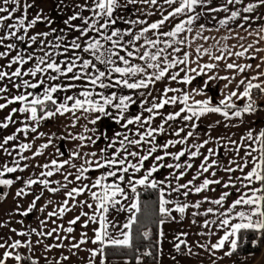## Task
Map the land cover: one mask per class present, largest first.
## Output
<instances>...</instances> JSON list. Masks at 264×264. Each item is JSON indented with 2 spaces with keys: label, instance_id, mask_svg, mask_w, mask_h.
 I'll return each instance as SVG.
<instances>
[{
  "label": "snow or ice",
  "instance_id": "snow-or-ice-1",
  "mask_svg": "<svg viewBox=\"0 0 264 264\" xmlns=\"http://www.w3.org/2000/svg\"><path fill=\"white\" fill-rule=\"evenodd\" d=\"M138 4L149 7L147 10L135 8V18L121 14L130 6ZM213 4L214 0H163L162 3L161 0H83V3L72 5L75 10L63 20L64 28L57 29L52 27L54 21L43 14V9L29 18V9L35 6L29 0H0V49H3L0 50V61L7 60L6 64H0V100L4 101L0 102V110L19 104V107H12L0 121V129H7L17 123L20 125L15 127L13 133L0 139V152L12 157L11 166L9 163L0 166V186L11 187L21 180L20 176L15 179L5 178V174L27 169L29 165H21L20 161L41 156L53 143L55 134L39 145L32 152V157L24 153L33 149V143L15 144L14 147L18 151L14 154L13 148L9 147L10 142L19 141L20 135L27 137L30 133L37 134L33 136V141L45 137L47 134L38 132V128L57 115L73 114L75 118L72 126L76 127L80 119L95 125L101 117H111L109 109H115L114 118L127 130L116 133V138L99 151H72L69 157L62 161L51 159L50 162L38 165L46 171H41L36 178L24 180V186L16 191L17 198L26 197L33 185H42L50 193H59L72 184L73 181L69 177H72L73 173L64 175L63 184L48 178L66 167L74 169V180L81 182L80 186L66 191L65 199L57 209L48 212L47 218L39 222L41 229H45L51 218L62 219L67 212L79 207L80 214L68 221L67 227L60 224L48 231L36 228L11 231L19 236L54 237L56 241H61L69 239L70 236H60L58 232L72 234L75 231L74 226L83 217L82 227L86 228L90 223L97 224L98 227L93 229V237H88L86 232L81 233L79 241L71 237L74 242L70 247L79 251L82 245L91 242L96 247L87 249L90 254L88 264H96V257H100L99 264H106L108 248L116 249L114 254L136 248L133 229L135 226L138 233L139 214L142 212L140 191L149 189L158 194V219L153 221L157 225V239L153 245L157 256L163 255V225L177 220L174 212L179 214L181 222L190 215L193 224L197 223L196 217H204L200 227L206 231L198 232L199 236L210 238L216 235L217 231H222L223 234L214 243L210 239L207 243L197 242L198 247L207 250L213 257L217 251L226 247L228 250L224 255L232 256L249 243V234H256L257 239L251 240L250 243L253 246L258 245L259 238H264V129L259 132L250 129L237 141L213 137L211 131L216 126L214 124L209 125L208 132L201 139L198 122L207 114H220L225 121H231L233 118L242 120L245 114L255 113L257 104L252 98V91L258 89L264 93V85L253 82L259 79V76L240 79L238 87L243 85V91L228 92L215 106H212L209 99L193 100L190 93L169 86L163 89L159 97H153L148 106L147 97H152L151 89L157 82L170 79L187 84L193 78L189 75L181 77V72L191 71L197 75L211 72L219 68L225 60V55H214L211 58L216 63H205L198 69L187 67L190 53L186 49L191 47L192 41L197 38L210 39L201 35L206 30L205 25L199 23L203 17L209 13L223 12L226 15L218 19L219 27H229L230 24L240 21L236 26L244 29L253 20L261 19L255 13L257 9L264 7V0H225L216 6ZM57 7L63 8L64 0H59ZM85 12L88 14L85 15ZM17 13L21 14L16 15ZM157 14L158 19H148ZM76 21L79 23H75ZM38 24H44L48 30L30 35V30ZM120 24L127 27L122 28ZM194 27L197 29L195 32ZM259 31H264V26H261ZM72 33L77 35L73 36ZM222 39L227 40L229 37L224 36ZM17 42L27 47L22 48ZM240 47V51L232 52L225 44L221 46V51L228 57H245L247 54L249 59H255V56L249 53L253 48L252 44ZM195 52L199 57L210 54L211 49L197 46ZM180 65L185 67H179ZM178 67V71H170ZM223 67L234 74L209 75L208 80L227 81L224 85L227 89L236 80L237 75L246 73L252 65L224 63ZM41 88L42 92L39 91ZM13 89L17 94H10ZM77 89L80 90L76 91ZM117 89L119 91H116ZM125 89L139 93L141 114L128 115L130 106L136 104L137 99L133 95L123 94ZM68 92L72 94L69 95ZM170 92L179 95L169 96ZM237 100H246V103L241 107ZM177 104L182 105L179 110L166 115L160 111L168 105ZM77 112L81 115L76 116ZM145 112L146 116L143 115ZM97 113L99 115L89 118ZM17 114H22L19 121L15 118ZM157 117L161 123L154 126ZM178 119L182 122L181 126L173 128L172 122ZM131 126H135V131ZM83 127L84 132L95 131L94 128L89 129L87 123ZM168 134L173 138L167 139L163 144L157 143L159 135ZM71 139L87 140L90 144H96V139L84 133L72 135ZM210 144L215 146L207 147ZM177 146H180L179 150L170 151ZM217 149L225 154L234 153L227 165L221 163ZM241 152L243 156L240 155ZM58 154L63 155L62 152ZM81 159L82 163H74ZM150 160L151 163L148 164ZM169 160L171 162H168ZM196 160L200 161L199 164H196ZM162 168L169 170L168 175L158 179ZM194 168L191 179L181 183ZM91 170H98L100 174L93 179ZM219 172H224L227 179L219 176ZM237 172L241 175H235ZM197 180L200 183L197 184ZM50 184L57 186L50 187ZM218 188L222 189L218 197L201 195V198L194 202L188 201L190 195L216 192ZM234 193L236 198L229 203V198ZM43 194L41 191L34 195L24 211L20 210L18 203L17 214L29 216L36 210L37 202ZM7 195L3 193V197L6 198ZM83 195H87L88 199H77ZM51 203V200L47 201L39 208V212L44 213ZM205 204L210 206L204 207ZM85 207L90 211H83ZM113 213L127 214L125 222L115 234L116 222L109 219ZM19 223L22 224L23 221ZM138 235H142L144 240H149L152 234L150 231H144ZM188 235L187 232H180L173 237V248L177 253L186 249L189 255L193 254L192 246L187 240ZM35 243L38 245L41 240ZM21 247L32 251L33 241L29 238L23 242L17 239L10 244L0 242V249H6L0 257V264H7L9 259H14L17 264H22L25 259H28L30 264H39L38 258L25 257L16 251ZM63 247L62 243L57 242L45 245V250ZM152 256L153 251L149 248L142 254H136L134 258L136 264H143L144 257ZM61 259L66 261L69 257L63 256ZM125 264L128 262L125 261Z\"/></svg>",
  "mask_w": 264,
  "mask_h": 264
},
{
  "label": "crops",
  "instance_id": "crops-1",
  "mask_svg": "<svg viewBox=\"0 0 264 264\" xmlns=\"http://www.w3.org/2000/svg\"><path fill=\"white\" fill-rule=\"evenodd\" d=\"M29 2L33 3L35 6L29 9V18L34 17L40 9H43V14L50 17L54 23L52 27H56L57 29L64 28L63 20L66 19L72 12L75 10L73 8L74 3H83V0H64V7H57L59 0H29ZM163 0H161V3ZM225 0H214L213 6L217 4L224 3ZM246 2H254V0H246ZM11 7V5H9ZM140 7L147 10L149 6L145 5H136L130 6L128 9L124 10L121 14L125 15L128 18H135L136 12L135 8ZM167 8V6H165ZM239 7V6H237ZM21 13H17L16 15H20ZM85 15L88 13L85 12ZM226 14L221 12L219 14L209 13L207 16L203 17L199 23L205 25V31L201 33L202 36H208L210 39H194L191 43V47H188L186 50L190 53V59L187 67L197 68L200 65L205 63H216L212 60V56L214 55H225V60L221 62V66L217 69L212 70L211 72L201 73L197 75L194 72H181L180 76L184 75L192 76V81L190 83H182L180 80L171 81L170 79H164L160 82H157L152 91V97H147L148 106H150L153 97H159L166 86L172 88H179L182 92H188L191 94L193 100H205L209 99L212 101V106L218 105L219 101L223 99V97L230 91H243V85L238 87V82L240 79H244L245 77L251 78L254 76H259V79L254 80V83H261L264 85V31H259L261 26H264V7H261L256 10L255 15L260 16L261 19L253 20L250 25H246L244 29L237 27L236 25L240 23L237 21L229 25V27H219L218 19L223 18ZM145 18V17H141ZM159 18V14L153 15L148 19L150 21H154ZM12 21H9L11 23ZM75 23H79L76 21ZM120 27L124 28L127 25L120 24ZM218 29V30H217ZM231 29V30H230ZM48 30L44 24H38L34 29L30 30V35L35 32H41ZM167 30V29H166ZM197 29L194 27V32ZM259 32V34H257ZM251 33V34H249ZM71 35H77V33H72ZM228 36L229 39L223 40L222 37ZM238 37H243V39H239ZM20 43V42H17ZM227 44L229 46L228 50L235 52L241 50V45L247 47L248 44H252L253 48L249 50V53L255 56V59H249L246 54L245 57H228L226 53L221 51V46ZM197 46H202L203 48H210V54L199 55L195 52ZM20 47H27L26 45L20 43ZM256 49H260V51H256ZM3 50V49H0ZM14 54V53H13ZM180 55V54H178ZM139 62V61H137ZM7 60L0 61V64H6ZM224 63H237V64H251L252 67L247 70L246 73L240 74L236 76V80L228 86L227 89L224 88V85L227 81L223 80H208V76H232L234 73L231 70H226L223 67ZM259 66V67H257ZM179 67H185L184 65H180ZM177 69H173L170 71H178ZM7 83V81H5ZM79 83V82H78ZM11 88V85H9ZM77 89L76 91H79ZM99 90V89H97ZM39 91H43L41 88ZM116 91H119L117 89ZM10 94H17L16 90L13 89ZM67 94L71 95L72 92H68ZM123 94L133 95L134 98L137 99V103L130 106L128 115H136L141 114V101L139 98L138 92H132L130 90H123ZM63 96V93L60 94ZM171 95H179V93H168ZM252 98L256 101L257 111L255 113L245 114L241 119L233 118L231 121H225L224 118L220 114H207L206 117L201 118L199 123V133L201 134V139L204 138L205 134L209 130V125H216L214 129L211 131V135L213 137H225L231 138L233 140L239 141L240 137L248 130H253L254 132H259L261 129H264V93L260 92L258 89H254L252 91ZM0 102H4L0 100ZM191 102V100H190ZM237 104L241 107L243 106L245 101L237 100ZM182 106L177 104L175 106L168 105L165 109L160 110L165 115L169 112H173L179 110V107ZM12 107H19V104H13L4 110H0V121L7 116V114L11 111ZM112 113L111 117L105 116L101 117L99 121L95 125L88 123L84 119H80L78 125L76 127L72 126V121L74 120V115L71 113L65 114L64 116L57 115L51 120L45 121L39 128L38 132H44L47 135L42 138L35 139L33 141V136L37 134H29L27 137L20 135L19 141L10 142L9 147L13 148V152L15 154L18 149L14 146L19 142H31L33 143V149L26 151L24 155L28 157H32V152L36 150L42 143H45L52 134H55L53 137V143L43 151V154L39 157L31 158L27 161H20V164L23 165L27 163L29 167L25 169L23 172L17 171L13 174H5V178L15 179V177L20 176L22 179L14 183L11 187L0 186V242L10 244L14 240L27 241L29 238L33 241V249L30 251L26 247H21L17 249L20 254L25 257L33 256L34 258H38L39 264H88L90 259V254L87 249H91L96 247L91 242L86 243L81 246L79 251L71 249L70 245L74 242L71 237H75V241H79L81 238V233H87L88 237H93L94 232L93 229L98 227L97 224L90 223L88 227H82L84 223V218L77 225L74 226L75 231L72 234H67L63 231H59L58 234L60 236H70L69 239H63L61 241H56L55 238H41L36 235L28 236H19L16 232L11 231V229H16L17 232L21 230H29L31 228H36L37 230L48 231L57 225L68 226V221L72 220L75 216L79 215L81 209L76 207L71 211L67 212L65 216L60 219L58 217H53L48 221L47 228L41 229L40 220L47 218V213L52 212L57 209V206L62 203L65 199V192L70 190L72 187H79L81 182H77L74 180L75 170L71 167H66L59 173H54V175L48 179L52 181H60L61 184L64 183L63 177L68 172H72L73 176L69 177L72 179V184L68 186L67 189H62L59 193H50L46 189L43 188L42 185H33L31 189H29L30 194L26 197L17 198L15 193L18 189L24 186V180L28 178H36L41 171H46L45 169L39 167L38 165H43L44 163L50 162L51 159H56L58 161H62L69 157V154L72 151H80L81 153L91 152V151H99L100 148L105 147L112 139L116 138V133H123L127 131L124 129L121 124H118L115 116V109H109ZM76 116L81 115V113L77 112ZM93 114L89 118H94ZM143 115H147V113H143ZM17 121L22 118V114H17ZM219 121V124L216 122ZM87 123L89 129H95L94 132H84V125ZM161 120L159 117L154 121V126L159 125ZM182 122L178 119L176 122H172L173 128H179ZM226 125H237V126H226ZM20 126L19 123L16 125H10L7 129H0V139L4 136L9 135L14 132L15 127ZM132 130L135 131V126H131ZM84 133L86 136H92L96 139V144H90L88 141H79L71 139L72 135H79ZM173 138L170 134L168 135H159L157 137V143L163 144L167 139ZM83 145V147H81ZM118 146V145H117ZM215 145L210 144L207 147H214ZM180 146L177 148L170 149V151L179 150ZM219 154V159L221 163L227 165L228 160L234 157V153L228 152L225 154L220 149H217ZM58 152H62L63 155H59ZM160 154V153H157ZM243 156V152L240 153ZM187 157H185L186 159ZM81 160H76L74 163L80 164ZM168 162H171L170 160ZM199 160H196V164H199ZM4 163H9L11 166L12 157L0 152V166ZM151 163V160L147 162ZM248 169H245L247 171ZM169 170L166 168H162L160 170V174L157 176L158 179H163L168 175ZM195 172V168L188 173L186 177L181 180V183L185 182L188 179H191L192 174ZM100 174L98 170H91L90 175L94 179L97 175ZM156 175V174H154ZM219 176H223L227 179V176L224 172H219ZM235 175L239 176L241 173L237 172ZM89 181H84V183H88ZM196 183H200L199 180ZM50 187H56V184H50ZM222 189L218 188L216 192H205L203 194H194L188 197L189 202H194L197 199L201 198V195L209 196V197H218L220 195ZM43 191V197L40 201L37 202V208L34 210L29 216L24 217L17 214L16 208L17 204L20 205V210L24 211L27 209L29 204L34 198V195L39 194ZM3 193H7V197H3ZM236 198L235 193L229 198V203L231 200ZM77 199L84 200L88 199L87 195H83L78 197ZM183 199V198H181ZM51 200L52 203L48 205L44 213L39 212V208L44 206L47 201ZM91 202V201H89ZM71 204L72 201L70 200ZM210 205L205 204L204 207H208ZM83 211L89 212L88 208H84ZM191 211V210H189ZM174 216L177 217L176 222H168L163 225L164 231V239L161 245L163 255L157 257V264H264V248L260 252H245L239 254H233L232 256H225L224 252L227 251V247L223 250L217 251L215 257L209 254V252L205 249H202L197 246V242L207 243L209 239L211 242H216L220 235H222V231H217V234L208 238L197 235L198 232L206 231L200 227L204 217H196L197 223L193 224L191 222L192 217L190 215L186 216V218L181 222L179 219L178 213H173ZM127 217L126 213H120L116 215L113 213L109 219L116 222V229L114 230V234L117 233L122 225L125 222ZM23 221V223H19V221ZM55 221V223H53ZM180 232H187L189 235L187 236V240L189 244L192 246V255H189L186 249H182L180 253H177L173 248V237ZM264 239V238H263ZM37 240H41L40 244H36ZM62 243L64 245L63 248H53L50 251L45 250V245H50L54 243ZM6 249H0V257H2L3 252ZM68 256V260H62L61 257ZM175 257V259H173ZM96 264H99L100 257H96ZM125 261L128 264H136V260L130 261L127 257H109L107 256L106 264H125ZM7 264H17L14 259H9ZM22 264H30L28 259H25Z\"/></svg>",
  "mask_w": 264,
  "mask_h": 264
},
{
  "label": "trees",
  "instance_id": "trees-1",
  "mask_svg": "<svg viewBox=\"0 0 264 264\" xmlns=\"http://www.w3.org/2000/svg\"><path fill=\"white\" fill-rule=\"evenodd\" d=\"M157 193L149 189H141V207L142 212L139 214L140 226L138 233L142 234L144 231H150L151 237L149 240H144L142 235H138L137 230L134 226L133 235H134V244L136 248L134 250H122L120 254L116 253V249L108 248L106 250L107 256L109 257H127L130 261H134L136 254H142L145 250L151 248L153 251L152 257H144L143 264H157V250L153 246L154 242L157 239V225L153 221L158 219V204H157ZM257 239L256 234H249L248 240L249 243L245 244L241 249H239L234 254L245 253V252H260L263 244V238H259L258 245L253 246L250 241Z\"/></svg>",
  "mask_w": 264,
  "mask_h": 264
},
{
  "label": "rangeland",
  "instance_id": "rangeland-1",
  "mask_svg": "<svg viewBox=\"0 0 264 264\" xmlns=\"http://www.w3.org/2000/svg\"><path fill=\"white\" fill-rule=\"evenodd\" d=\"M263 248H264V239H263V244H262V247H261V251H262Z\"/></svg>",
  "mask_w": 264,
  "mask_h": 264
}]
</instances>
